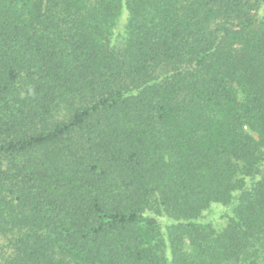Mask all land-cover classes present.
<instances>
[{"label": "trees", "instance_id": "16d2710c", "mask_svg": "<svg viewBox=\"0 0 264 264\" xmlns=\"http://www.w3.org/2000/svg\"><path fill=\"white\" fill-rule=\"evenodd\" d=\"M0 264H264V0H0Z\"/></svg>", "mask_w": 264, "mask_h": 264}]
</instances>
